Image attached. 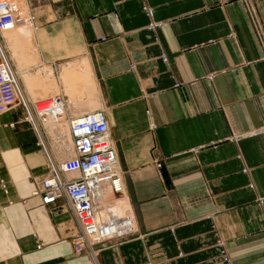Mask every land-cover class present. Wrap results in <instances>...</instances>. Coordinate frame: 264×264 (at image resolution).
Listing matches in <instances>:
<instances>
[{"label":"crops","instance_id":"crops-1","mask_svg":"<svg viewBox=\"0 0 264 264\" xmlns=\"http://www.w3.org/2000/svg\"><path fill=\"white\" fill-rule=\"evenodd\" d=\"M9 1L25 21L0 35L18 74L0 114V264H264V0ZM95 110L136 228L94 256L75 252L66 201L32 191L60 162L53 121Z\"/></svg>","mask_w":264,"mask_h":264},{"label":"built area","instance_id":"built-area-1","mask_svg":"<svg viewBox=\"0 0 264 264\" xmlns=\"http://www.w3.org/2000/svg\"><path fill=\"white\" fill-rule=\"evenodd\" d=\"M15 8L13 2L0 0V26L12 25L14 22L22 21L15 17L13 12ZM147 10L152 13L151 9L148 8ZM160 25L161 23L157 22L150 26ZM0 56L8 63L7 56L2 49H0ZM164 60H167V57H164ZM16 94L14 82L11 81L3 64V59L0 57V113L18 100ZM60 101L61 99L57 98V102ZM38 115L41 116L40 119L45 120V115H40V112ZM72 134L77 151L76 155L59 164L50 158L48 163L49 174L45 179L39 181L32 194L40 196L46 205L64 199L78 223L79 231L74 237L75 252L81 253L87 250L95 256L97 255L96 245L108 239L125 237L133 233L136 226L132 224L128 216L116 217L113 220L104 221L98 226L92 222V219L96 217L95 203L98 199L94 192L95 189H101L103 182H110L116 196L119 197L123 194V173L119 161L117 162L116 147L104 111H92L80 116L72 124ZM57 165H59L61 173L62 171H78L80 173L67 178L63 174L61 175ZM0 182L3 190L8 192L5 179L1 178ZM96 232H100L101 238L93 240L90 235ZM220 245L223 244L220 243Z\"/></svg>","mask_w":264,"mask_h":264},{"label":"bare ground","instance_id":"bare-ground-1","mask_svg":"<svg viewBox=\"0 0 264 264\" xmlns=\"http://www.w3.org/2000/svg\"><path fill=\"white\" fill-rule=\"evenodd\" d=\"M12 2V1H11ZM14 3V5H15V9H14V14H15V17L17 18V12H18V5L15 3V2H13ZM19 10H22V7H20V9ZM15 24V22L12 24V25H6V26H2V27H5V28H9V27H11V26H13ZM8 62V61H7ZM4 66H5V69H6V72L8 73V75H9V77H10V79H11V81L12 82H14V87H15V90H16V84L18 83V80H17V77H16V75L13 73H11V66H10V64L8 63H6V64H4ZM17 93V92H16ZM55 100H57V98L55 99ZM17 102V101H16ZM15 102V103H16ZM57 105H62V103H61V101L60 102H58V103H56ZM10 108V107H9ZM8 108V109H9ZM7 109V110H8ZM7 110H5L4 112H6ZM95 111H98V110H95ZM4 112H1V113H4ZM92 112V111H91ZM0 113V114H1ZM89 113V112H88ZM86 114V113H85ZM59 115H61V114H59ZM84 115V114H83ZM83 115H81V116H83ZM80 117V116H79ZM78 117V118H79ZM78 118H75V119H73V120H71L70 121V123H69V125H70V134H71V138H72V145H73V149H74V152H75V155H76V153H77V151H76V149H75V141H74V136H73V134H72V124L75 122V120L76 119H78ZM74 155V156H75ZM117 162L119 161L118 160V154H117ZM65 161V160H64ZM64 161H62L63 163H64ZM61 162V161H60ZM61 162V163H62ZM59 167V165H57V168ZM59 171H60V167H59V169H58ZM60 173H61V171H60ZM80 172H78V171H70V172H68V171H62V173H61V175L63 174V176H65V177H67V178H71L72 176H76V175H78ZM46 177H44V179H45ZM41 179H43V178H41ZM40 179V180H41ZM50 179V178H49ZM65 179V178H64ZM94 192L96 193V195L98 196V199H97V201H96V205H95V214H96V217H94L93 219H92V222H95V224L98 226V225H100L102 222H104V219H103V215H107V217L109 218L107 221H109V220H113L114 218H116V217H114L115 216V213L116 212H119V210L118 209H120V207L122 206V207H124L125 205H126V203H127V201H126V195H125V184H123V190H122V195L121 196H116L115 195V191L113 190V185L110 183V182H103V186L101 187V189H95L94 190ZM129 217V219L132 221V224H134L135 225V222H134V220H133V218H132V216H130V215H127V214H123L122 216H120V217ZM114 217V218H113ZM111 218V219H110ZM101 236V234H100V232H96V233H92L91 235H90V237L93 239V240H95V239H99V238H101L100 237ZM96 254H97V252H96Z\"/></svg>","mask_w":264,"mask_h":264},{"label":"rangeland","instance_id":"rangeland-1","mask_svg":"<svg viewBox=\"0 0 264 264\" xmlns=\"http://www.w3.org/2000/svg\"><path fill=\"white\" fill-rule=\"evenodd\" d=\"M24 12H25V9L22 8L21 11H19V9H18V12L16 13L17 14V18L21 19L22 21L20 22L19 20H17V21H19V22L15 23L17 26L21 25L25 21V18L23 16ZM28 20L30 22V17L29 16H28ZM5 29H7V28L0 26V35H1V31L5 30ZM0 42H1V39H0ZM0 49H1V47H0ZM0 57L3 59V64H6V60L2 56H0ZM8 63L13 68H15V66H14V64H13V62L11 60L8 61ZM29 67H30V65H29ZM16 73H17V71H16ZM16 77H18V74H17ZM17 80H18V78H17ZM17 88L18 87H17V84H16V92L18 93V89ZM49 90H50L49 93H51V94H53L55 92V91H53L52 88H49ZM32 94H33L34 98H39L42 95L41 93H32ZM16 95L18 97V94H16ZM35 106H37V109H38L39 105H35ZM51 128H52L51 132L53 133L54 144H56V155H57L56 158L58 159V161L62 162L64 160H67V159L73 157L75 155V152H74L73 145H72V138L70 136L71 135L70 134V125H67V124L62 125L61 123H59V121L58 122L53 121V124L51 125ZM41 138L43 139L42 135H41ZM49 158H51L50 154H49ZM59 163L60 162H56V164H59ZM49 170H50V168L48 167V173L46 175L49 174ZM121 214H122V212H116L115 213V217H120ZM123 214H125V213H123ZM103 219H104V221H107L109 218L107 217V215H103Z\"/></svg>","mask_w":264,"mask_h":264}]
</instances>
